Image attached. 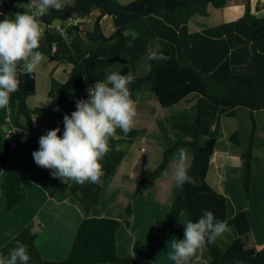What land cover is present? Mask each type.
<instances>
[{"label":"trees","instance_id":"obj_1","mask_svg":"<svg viewBox=\"0 0 264 264\" xmlns=\"http://www.w3.org/2000/svg\"><path fill=\"white\" fill-rule=\"evenodd\" d=\"M226 1L133 0L120 6L116 0H75L73 6H66L62 11L49 10L42 18L45 32L39 51L44 57L65 66L67 71V80L63 84L51 80L50 98L54 90H59L71 95L76 102L88 99L87 89L96 81L104 80L108 70L124 56L128 58V65L117 72L133 74L135 79L129 88L141 90L149 86L160 108L168 109L188 96L195 97L194 120L173 125L180 138L164 151L156 169L141 178L135 191L146 188L160 176L175 149L182 145L188 147L192 157L189 175L196 178L197 185L186 183L182 189L174 188L169 211L155 223L158 238L168 241L178 234L181 214L187 221L196 222L203 210H211L234 229L236 237L225 249L216 242L206 244L204 247L211 256L208 264H264V244H255L245 212L227 218L223 194L207 181L212 165L221 173L224 168L241 165L243 190L248 196L257 129L253 114L264 110V16L257 18L250 13L249 0H243L244 13L237 20L205 29L202 33H187L190 19L206 17L208 7L222 9ZM18 2L29 3V0H0V13H3L0 20L5 16L12 18L17 12L23 13L14 6ZM94 10L97 15L92 29L83 30L78 19H88ZM105 18H110L113 27L109 35L101 29ZM140 19L149 21L160 39L162 48L156 54L163 53L168 59L149 58L147 73L138 77L135 63L147 55V40L138 36L129 44L125 32ZM53 23H58L64 34L51 31L48 26ZM19 79V89L11 95L7 106V132L0 126V171L6 168L12 143L30 139L33 116L53 120L56 128L61 130L60 136L64 131L63 115L46 108L29 110L26 107V99L35 93L34 73L21 75ZM211 84L219 86L223 95L208 93ZM236 108L248 111L250 128L244 151L240 149L237 131L225 139L218 138L221 118L234 117ZM135 135L136 131L132 129L127 135L117 129L116 138L110 140L112 151L102 161L105 172L102 185L73 182L68 187L71 195H79L85 213L97 205L103 187L123 158V152L117 147L119 139L130 142ZM50 187L52 194L64 192V183L58 178H53ZM0 189L5 193L7 211L24 199V189L13 171L7 172ZM126 213L129 215V209ZM118 225L116 220L85 217L67 258L61 261L43 260L34 244L35 236L24 231L28 237L24 246L30 255L29 264H152L117 257L114 239Z\"/></svg>","mask_w":264,"mask_h":264},{"label":"crops","instance_id":"obj_2","mask_svg":"<svg viewBox=\"0 0 264 264\" xmlns=\"http://www.w3.org/2000/svg\"><path fill=\"white\" fill-rule=\"evenodd\" d=\"M132 1L126 0L127 3ZM248 2L252 15L257 18L264 16V0ZM243 13V0H227L222 9L215 10L208 7L206 17L195 16L190 19L187 23V33H202L205 29L235 21ZM260 13L262 16H259ZM96 15L97 11L94 10L88 19H78V24L83 25V30L90 31ZM158 19L163 21L161 17ZM101 29L105 35L112 32L110 18H105L101 22ZM138 36L147 40V55L135 63V74H138L141 65L142 70L139 72L143 76L149 69V57L156 54L162 45L146 19L133 22L129 30L125 32L126 41L129 44ZM162 38L164 37L161 34ZM119 61H121L120 65L117 64ZM119 61L115 64L116 66H113L116 71L128 65V58ZM54 63L43 60L42 69L35 71V93L26 99V107L29 110L46 108L60 115L70 116L76 110V101L71 95L54 90L53 97H48L52 79L59 84L67 80V71L59 72L60 69H58V66L61 69L65 66L56 63L57 66ZM38 72H41L39 79ZM212 85L215 84L210 86ZM130 91L132 98L137 101V117L132 128L136 131V135L130 142L119 139L117 147L123 152V158L103 187L97 205L90 208L87 213L80 206L79 195H71L68 192V187L74 181L64 184L62 194H52L51 170L39 167L32 153L39 150L40 137L46 135L47 131L55 129L56 126L49 118L32 117L33 130L30 139L16 140L12 143L6 168L0 171V183L8 171H13L25 192L24 199L7 211L5 193L0 189V256H8L9 252L16 247L17 241L26 245L28 237L24 231H27L35 236L34 244L43 260H64L69 254L81 222L86 217L116 220L119 223L114 239L117 257L152 264H175L169 259L172 252L171 240L184 238V224L187 220L183 214L180 215L178 234L173 235L168 241L158 238L155 223L165 217L173 200V190L177 186L173 175V165L178 151L183 150L186 153L189 166L192 158L189 148L182 145L175 149L160 176L146 188L137 193L135 190L141 178L161 163L164 151L180 138L173 125L191 123L194 120L195 97L188 96L175 106L162 109L149 86H144L141 90L130 88ZM237 109L234 110V117L222 118L234 119ZM246 113L248 137L250 123L247 110ZM253 115L257 129L248 196L243 190L241 165L224 168L222 173L219 168L212 165L207 181L216 191L223 194L227 218H232L241 211L245 212L254 242L257 246H261L264 244V110L255 111ZM7 118L8 108H0V126L3 132H7L8 129ZM235 131L239 135L240 149L244 151L246 145L242 147L241 135L237 129H231L230 133L223 137L219 126L218 138L225 139ZM127 209H129V215L126 213ZM235 237L236 232L229 227V231L218 237L216 243L220 248L225 249ZM210 260V253L203 247L187 264H208Z\"/></svg>","mask_w":264,"mask_h":264},{"label":"clouds","instance_id":"obj_3","mask_svg":"<svg viewBox=\"0 0 264 264\" xmlns=\"http://www.w3.org/2000/svg\"><path fill=\"white\" fill-rule=\"evenodd\" d=\"M75 0H29L18 4L24 8L12 18L0 20V108H7L11 95L18 91L21 75L35 73L44 60L39 48L45 26L42 18L49 10L62 11L73 6ZM3 15V13H0ZM150 59L167 60L163 53L152 54ZM132 73L126 75L109 72L105 79L96 81L87 89L88 99L76 102V110L65 114L64 131L60 128L47 131L39 139V150L32 153L35 163L51 170L53 178L67 184L85 183L102 185L105 175L102 161L112 151L110 140L116 138L117 129L127 135L135 125L137 101L132 98L129 85L134 82ZM173 175L178 188L197 185L189 175L187 156L178 151L173 165ZM229 231L226 221L218 219L211 210H203L196 222L184 224V238L171 240L169 256L175 264H187L206 244H214L218 237ZM27 248L17 241L8 256H0V264H29Z\"/></svg>","mask_w":264,"mask_h":264},{"label":"rangeland","instance_id":"obj_4","mask_svg":"<svg viewBox=\"0 0 264 264\" xmlns=\"http://www.w3.org/2000/svg\"><path fill=\"white\" fill-rule=\"evenodd\" d=\"M116 2L120 6L128 4L126 2V0H116ZM23 4H25V3L23 2ZM20 10H23V12L25 11V9L21 8V7H20ZM259 16H262V13H260ZM52 26H53V29L56 30L57 27H59V24L58 23H53ZM120 60H127V57H122ZM44 62L53 63L51 61H48L45 58H44ZM120 62L121 61H119L117 64L120 65L121 64ZM54 64H56V63H54ZM140 64H143V63H140ZM113 66H116V65H113ZM113 66L108 70V73L111 72V71H116V69L114 70ZM39 69H42V64L40 66H38L36 71H39ZM58 69H60L59 72H61V71L63 72V70H66L64 67L61 69L59 66H58ZM119 70H117V71H119ZM141 70H142V67L140 65L139 70H138V74L136 76H141V74H140L141 72H139ZM40 73L38 72V74H37L38 79L40 77ZM56 76H57V73H56ZM208 93L216 94V95L217 94H223V90L220 89L217 85H212V86H210L208 88ZM247 127H248V119H247L246 110L242 109V108H238L237 111H236V117L234 119L222 118L221 125H220V133L224 137V136L228 135V133H230L231 129H237L239 131L240 135H241V145H242V147H245L246 141H247V138H246L247 137Z\"/></svg>","mask_w":264,"mask_h":264},{"label":"built area","instance_id":"obj_5","mask_svg":"<svg viewBox=\"0 0 264 264\" xmlns=\"http://www.w3.org/2000/svg\"><path fill=\"white\" fill-rule=\"evenodd\" d=\"M25 4H27V3H25ZM17 5H18V3H15V4H14V6H16V7H17ZM48 28H49L51 31L59 32V33H61V34H64V30H62V29L60 28V25H59V27H57L56 30L53 29V26H52V25L48 26ZM7 122H8V118H7ZM8 133H9V131H8Z\"/></svg>","mask_w":264,"mask_h":264}]
</instances>
